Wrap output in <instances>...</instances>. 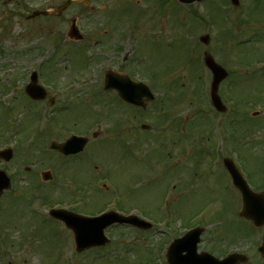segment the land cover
Instances as JSON below:
<instances>
[{"label": "rangeland", "instance_id": "rangeland-1", "mask_svg": "<svg viewBox=\"0 0 264 264\" xmlns=\"http://www.w3.org/2000/svg\"><path fill=\"white\" fill-rule=\"evenodd\" d=\"M68 1L0 0V149L15 151L11 163L0 162L14 178L0 200V264H166L169 244L186 233L183 220L194 216L189 226L205 230L199 253L221 259L238 252L249 264H264L258 252L264 227L254 231L239 218L240 196L229 191L223 171V160L237 163L236 148H244L243 167L264 188V0L189 7L167 0H91L60 16L31 17ZM74 18L84 35L80 42L68 38ZM206 34L207 48L199 40ZM206 50L229 72L219 91L225 114L210 103L212 77L201 67ZM127 57L132 61L125 67ZM45 59L52 62L39 76L55 85L36 102L25 88ZM108 71L152 78L159 99L144 112L132 110L116 92L103 91ZM160 77L163 82L156 81ZM112 112L116 117H109ZM91 113L101 124L94 125ZM70 130L88 138L98 131V140L76 157L49 151L52 142L72 136ZM19 141L31 151L16 147ZM27 167L33 170L25 173ZM45 171L53 181L43 182ZM70 177L77 182L66 184ZM31 183L38 185L34 198L52 194L65 209L76 200L85 216L103 204L100 210L134 214L154 229L115 227L107 231L106 248L77 253L72 234L42 216L50 203L37 199L34 213L26 209L17 186Z\"/></svg>", "mask_w": 264, "mask_h": 264}, {"label": "water", "instance_id": "water-1", "mask_svg": "<svg viewBox=\"0 0 264 264\" xmlns=\"http://www.w3.org/2000/svg\"><path fill=\"white\" fill-rule=\"evenodd\" d=\"M87 3L89 0H80ZM182 4H193L196 1L202 0H178ZM235 1V4L238 2ZM73 1L67 2L62 8L57 10V13H61L67 8ZM48 15V12H37L35 15ZM75 23V21H74ZM70 36L76 39H80L78 28L73 25L70 30ZM204 42H208V37L203 38ZM207 65L214 74L213 82V100L216 107L219 110H224L217 92L220 83L228 76V73L220 66H218L211 57H206ZM36 81V76L34 77ZM105 88L107 90L115 89L118 91L120 97L133 105L146 107V104L142 103L143 96L148 98V101L153 100L149 89L142 85H134L129 81H119L114 76L110 75L106 80ZM33 98H40L39 90L31 87L28 91ZM87 140L73 138L64 145L53 144L52 148L57 149L64 155H70L83 150ZM0 157L9 161L12 158L11 151H6L0 154ZM226 166L233 177L235 186L241 191L243 196V209L241 216L250 219L257 227H261L264 224V194H255L249 190L246 182L242 179L239 172L235 168L234 164L230 161H226ZM10 187V181L8 180L4 172H0V197L4 190ZM54 217L60 219L66 223V225L72 229L76 239L77 251L82 252L87 249L103 247L109 243V240L105 237V230L114 224H128L138 229L147 230L151 226L141 221L135 216L123 217L117 213L111 212L101 217L88 219L85 217L77 216L69 212L58 211L53 213ZM201 230H196L189 233L185 238L176 241L169 250L168 262L169 264H242L246 263L247 259L240 257V255H233L224 261L220 262L208 255H197V245L200 242ZM264 255V247L260 249ZM186 255L183 257V254Z\"/></svg>", "mask_w": 264, "mask_h": 264}]
</instances>
